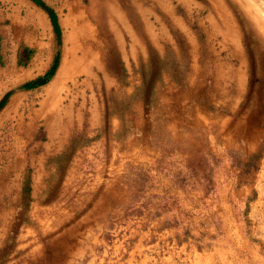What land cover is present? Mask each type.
Segmentation results:
<instances>
[{"label": "rangeland", "instance_id": "obj_1", "mask_svg": "<svg viewBox=\"0 0 264 264\" xmlns=\"http://www.w3.org/2000/svg\"><path fill=\"white\" fill-rule=\"evenodd\" d=\"M43 1L0 0V264H264V0Z\"/></svg>", "mask_w": 264, "mask_h": 264}, {"label": "bare ground", "instance_id": "obj_2", "mask_svg": "<svg viewBox=\"0 0 264 264\" xmlns=\"http://www.w3.org/2000/svg\"><path fill=\"white\" fill-rule=\"evenodd\" d=\"M89 50H91V49H89V47H86V48L82 49V53H81V55H79L78 52H76L74 49L71 52L72 57L70 59H67V58L64 59L56 77L46 88L47 98H54V97L56 98L58 96V94L60 93V89L64 85V81H66L68 76L73 71L81 69L83 64L87 65V68H90L91 66H94L95 62L97 61V66H101L100 57L97 54H95V56H94V54H91V51H89ZM128 50L130 51L129 53L131 55H132V53H134V44L133 43L130 44V47ZM95 58H96V60H95ZM35 60H37V59H35ZM35 66L40 67L39 62H36ZM5 73L8 76V78H10V81H8L6 84L7 87L9 85V83H10V85H15L27 77V74L24 71L21 73V70L18 67L14 66V64L9 65ZM225 79H227V78H225ZM14 107H15V103H11V106L8 108L6 113H4V115L8 116L7 114L11 113L13 111ZM4 115H3V117H4ZM19 118L24 120L23 115H19Z\"/></svg>", "mask_w": 264, "mask_h": 264}, {"label": "trees", "instance_id": "obj_3", "mask_svg": "<svg viewBox=\"0 0 264 264\" xmlns=\"http://www.w3.org/2000/svg\"><path fill=\"white\" fill-rule=\"evenodd\" d=\"M34 1H36L38 4H40L43 7H45L50 12V14L52 16V19H53V22H54V24L56 26V29L59 30L58 19H57V15H56L55 11L51 7L47 6L46 3L43 0H34ZM55 66H56V64L51 68V70L48 73V76L53 74ZM45 82H46V79H39L37 81H31V82L27 83L26 86H28V87L29 86L30 87L31 86H36L38 84H43ZM4 102H5V99L2 100L0 105H3Z\"/></svg>", "mask_w": 264, "mask_h": 264}, {"label": "crops", "instance_id": "obj_4", "mask_svg": "<svg viewBox=\"0 0 264 264\" xmlns=\"http://www.w3.org/2000/svg\"><path fill=\"white\" fill-rule=\"evenodd\" d=\"M11 187H13V186H11ZM6 189H8V186L6 187Z\"/></svg>", "mask_w": 264, "mask_h": 264}]
</instances>
